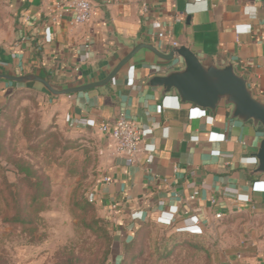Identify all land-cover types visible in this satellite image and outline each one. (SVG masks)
<instances>
[{"label":"crops","instance_id":"0c3cea01","mask_svg":"<svg viewBox=\"0 0 264 264\" xmlns=\"http://www.w3.org/2000/svg\"><path fill=\"white\" fill-rule=\"evenodd\" d=\"M69 1L11 0L14 23L9 38L0 40V68L70 85L89 80L136 39L161 49L178 44L202 60L233 62L264 101V0H89L93 15L85 24L65 10ZM164 72L142 64L102 91L50 98L61 105L67 127L98 142L102 178L91 195L102 217L123 241L149 222L185 227L193 218L206 230L246 214L252 230L239 237L224 264H264V192L253 190L264 176H252L254 163L243 162L257 151L264 130L230 120L228 108L213 115L175 96L162 98L146 83ZM20 88L0 80V113ZM120 113L153 129L134 164L113 154L110 134L101 130L104 123L113 127Z\"/></svg>","mask_w":264,"mask_h":264},{"label":"rangeland","instance_id":"374dc122","mask_svg":"<svg viewBox=\"0 0 264 264\" xmlns=\"http://www.w3.org/2000/svg\"><path fill=\"white\" fill-rule=\"evenodd\" d=\"M13 23L11 0H0V40L9 38ZM63 114L58 102L30 88L17 89L2 108L0 264H224L239 237L252 230L246 214L216 222L201 237L151 222L120 254L122 240L88 201L102 178L98 142L67 127ZM22 166L49 193L39 204L31 206L33 190ZM25 208L31 224L4 222Z\"/></svg>","mask_w":264,"mask_h":264},{"label":"water","instance_id":"95a60500","mask_svg":"<svg viewBox=\"0 0 264 264\" xmlns=\"http://www.w3.org/2000/svg\"><path fill=\"white\" fill-rule=\"evenodd\" d=\"M180 67H174V64ZM148 64L165 72L148 79L146 86L160 89L162 98L175 96L181 104L209 111L216 115L220 108L230 110V120L252 123L264 130V101L258 99L247 77L239 74L233 62L218 64L214 57L200 59L190 48L174 44L161 49L153 42L134 40L123 45L121 51L89 80L70 85H55L39 75L19 74L0 68V80L23 88L35 89L50 98L79 94L92 89L104 90L117 77L128 74L138 65ZM251 175L264 176V135L257 151Z\"/></svg>","mask_w":264,"mask_h":264},{"label":"built area","instance_id":"2783aa9c","mask_svg":"<svg viewBox=\"0 0 264 264\" xmlns=\"http://www.w3.org/2000/svg\"><path fill=\"white\" fill-rule=\"evenodd\" d=\"M65 10L67 12H71L74 14V22L77 24H85L88 23L93 15V6L89 0H71L65 6ZM146 5L144 10H146ZM254 15V13H252ZM202 113H206L207 111L201 110ZM101 130L104 133H109L112 139V149L113 154L116 156H123L127 159L129 164H134L136 162L137 156L140 151V146L142 142L148 138L153 133L152 127H147L139 124L135 120L128 118L125 114L120 113L113 125L110 128L107 124L101 125ZM149 162V161H148ZM243 162L248 164L249 162H253L256 164V160L251 157L243 159ZM103 181L106 183H110L111 179L109 177H104ZM253 190L257 192H264V182H255L253 184ZM198 193H194L191 199H195ZM90 203H96L95 198L90 194L88 196ZM112 210H117V205H112ZM172 214H177L178 209H174L171 211ZM215 218L220 220L223 218L221 213L216 214ZM190 223L185 227H177L175 224L168 225L175 227L178 232H189L194 228H199L201 225L200 220L190 218Z\"/></svg>","mask_w":264,"mask_h":264},{"label":"trees","instance_id":"16d2710c","mask_svg":"<svg viewBox=\"0 0 264 264\" xmlns=\"http://www.w3.org/2000/svg\"><path fill=\"white\" fill-rule=\"evenodd\" d=\"M19 169H20L19 172L23 176V179L25 181H29L31 189L33 190V193L30 195L31 206L33 204L41 203V200L44 199L49 193H44L45 188L42 187V183L40 182L39 179H36V181L38 180V182H32L31 181V174L32 173H30L31 169L29 167L22 166ZM88 201H89V198H88ZM94 204H96V203H94ZM28 209H29V207H28ZM25 210H26V208L24 210L22 209V210L17 211L14 215L5 217L4 222L10 223V224H22V225L31 224L33 222V219H32V217L30 218L29 216L27 217V216L23 215ZM106 223L108 225H110V223L107 220H106ZM149 223H151V222H149ZM154 223L161 225V226H164V227H168V228L172 227V226L165 224V223H160V222H154ZM137 231H136L135 236L132 240L121 241L122 252H120V254H122L129 246H131L134 243V241L136 239ZM183 233H185L189 237H201L204 235V229L194 228V229L190 230L189 232H183ZM121 249H120V251H121ZM115 264H121V262L116 261Z\"/></svg>","mask_w":264,"mask_h":264}]
</instances>
